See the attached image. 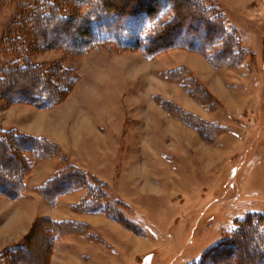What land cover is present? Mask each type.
Returning a JSON list of instances; mask_svg holds the SVG:
<instances>
[{
    "label": "rangeland",
    "instance_id": "rangeland-1",
    "mask_svg": "<svg viewBox=\"0 0 264 264\" xmlns=\"http://www.w3.org/2000/svg\"><path fill=\"white\" fill-rule=\"evenodd\" d=\"M56 1L59 5L55 12L68 14L74 20L54 23L52 17H43L39 24L40 18L36 17L26 19L25 26L31 29L39 24L40 35L46 36L53 44H79L82 41L80 31L84 25L77 23L75 18L81 17L87 10L93 11L92 6L97 7L99 0H89L83 6L74 4L73 0ZM106 1H100L102 6L98 7L102 11L124 15L149 7L161 8L163 0ZM167 1L172 5L171 10L164 9L159 14L169 13L168 16L161 19L158 16L142 30L147 34L156 33L150 45L152 50L166 48L153 57L139 50H121L112 44L94 45L82 57H72L61 49L43 48L41 42H33V34H30L31 39L26 42L27 49L19 54V59L4 46L0 47V70L32 66H44L52 70L42 79L47 87L42 92L46 102L61 100L63 94L59 95L56 89L61 88L59 91H63L68 88L60 83L57 88L51 87L50 77L58 75L54 70L58 72V67L69 70V81L77 78L74 87L57 104L60 106L56 111L42 115L37 127L34 115L46 109L12 103L5 98L15 92H18L17 96L33 97L40 87V78L32 71L11 73L6 80L0 81V92L3 93L0 96L1 129L6 130L8 124H17L31 130L29 125L22 124V117L29 114L31 119L34 117V130L52 123L51 129L57 131L58 120L64 119V128L71 134L78 113L73 100L100 107L112 95L109 113L103 114V119H109L114 126L119 124L127 127V131L133 126H140L141 130H155L166 144L165 147L152 142L149 144L153 156L152 167L157 169L150 170L148 174L142 168L139 169L134 160L131 162L136 167L130 170L134 182L128 185L125 181V187L128 188L124 196H119L115 185H107L109 202L117 200L124 205L118 211L125 226L105 216L119 230H124L126 239H121L117 228L110 229L109 238L114 240L119 237V245L104 242L109 247L101 249L95 243L96 250L89 249V252L82 254L81 260L59 252L54 264H84L81 262L83 260L87 264H191L205 255L215 258L218 264H257L251 255L255 251L251 243L256 239L253 233L248 238L249 242L246 238L235 237L232 248L216 246L228 239L237 224L246 217L253 214L264 216V0ZM107 4L122 9L108 8ZM24 5V0H0V40L9 31L8 28ZM28 7L25 5L27 12ZM211 11L218 13L226 28L234 33L237 41L235 49L227 42L222 51L233 52L232 57L237 61H229L226 53L211 61L207 54L168 48L173 42L191 41L195 49L209 45L211 41L207 35L211 34L206 32L207 22L204 19L210 18V14H213ZM165 18L169 26L164 25ZM162 23L163 27L160 28ZM214 23L211 18L210 24ZM212 25L210 28L213 27L215 32L216 26ZM119 39L123 40V37ZM218 48L217 45L213 51L216 53ZM179 68L182 71L174 79L166 77L168 72ZM59 80L66 81L62 76ZM186 80L187 87L183 83ZM189 88L194 92L193 97L188 93ZM153 95L159 98H155L156 102L152 99ZM170 98L179 101L185 112L206 122L205 140L197 137L194 127L187 126L177 118L176 111L183 110L179 105L174 103L178 109H171L175 112L172 115L175 121L169 119L165 112L171 114L164 108L163 102ZM190 122L193 124L197 121ZM146 138L140 135L136 137L139 146H127V156L139 158L140 147L145 146ZM182 144L192 147L184 150ZM18 148L19 144L13 149L4 148L5 158L0 161V176L4 174L14 180L16 172L21 169L15 154ZM169 149H174V152H170L171 156ZM165 157H168V162L171 157L173 172L166 169ZM127 199L133 200V204L128 203ZM7 208V205H0V210ZM134 228L138 231H133ZM24 229L19 225L15 234L0 237V247L5 248L9 244L17 246L19 242L27 240L28 244L22 250L15 251L18 258L10 262L40 264L41 255L46 250L47 236L33 229L25 233ZM242 230L244 234L250 232L247 225ZM66 244L60 243L62 249L58 247L57 252L65 250ZM132 245L135 248L134 255ZM77 246L80 249L92 247L91 241H78ZM100 250L103 252L99 253Z\"/></svg>",
    "mask_w": 264,
    "mask_h": 264
},
{
    "label": "trees",
    "instance_id": "trees-1",
    "mask_svg": "<svg viewBox=\"0 0 264 264\" xmlns=\"http://www.w3.org/2000/svg\"><path fill=\"white\" fill-rule=\"evenodd\" d=\"M88 1L89 0H73L74 4H78L81 6H83L84 4L86 5ZM100 1L101 0L98 1L97 7L102 6L100 5ZM107 1L109 3V0ZM111 2L113 1L111 0ZM24 3L26 7L29 5L28 12L24 5L23 10L18 12L19 14H17V17L15 18L16 20L13 21L8 28L9 31L6 32L4 37L0 40V47L4 46L7 51H11L12 54L17 55L18 59L19 54L23 53L25 49H27L26 42L31 39V37H29L30 34L34 35H32V40H34L33 42H41L43 48L61 49L67 52V54L72 57H82L89 51L92 46L103 44H112L113 46L121 50H139L149 57H153L166 50V48H157V50H152L150 45L152 43L151 41L156 37V33L153 32L154 34H147L142 30L147 23L154 22V20L157 19L158 16L160 17V19L162 17L164 18L168 16L169 13L159 14L163 13L164 9L171 8L172 5L167 0L162 1L161 8L156 9L155 7H149L144 11L139 10L137 12H130L124 15L117 14L116 12V14H108L109 12L102 11L100 7L97 8L93 5V11L87 10L81 17L75 18V20L78 21L77 23H82L84 25L82 27V30L80 31V37L82 38V41L79 44L69 43L67 45L53 44L48 41L49 39H47L46 36H41L39 33V29L41 28L39 24L43 17H52L54 23H67L74 20L69 18L68 14H58L55 12L56 8L59 5L56 0H54L53 2L50 0H24ZM106 6L108 8L112 6L115 10L122 9L111 4H107ZM53 12L55 14H52ZM207 13L210 12L208 11ZM211 13H213V11H211ZM36 17L40 18L38 27H31V29L27 28L25 26V20L32 18L36 19ZM211 18L213 22H215L213 24L216 26L215 32L213 27H211L212 29L210 28V25H212L210 24ZM166 19L167 18H165V20ZM204 21L207 22L206 32L211 34V36L207 35V37L211 41L209 45L201 47L199 49H195L190 43L191 41L185 43L173 42L168 45V48H180L183 50L185 49L199 55L204 54L205 56L207 54L210 60L215 59V57L221 58L219 56L226 53V58L229 59V61H237L236 58L232 57L233 52L222 51L223 47L225 48L227 46L225 45L227 42H230L232 44V49L234 50L237 42L234 33L230 29L226 28L227 26L222 17L218 13H213L210 14L209 19H204ZM163 23H165V26H169L170 24L168 23V25H166L167 20ZM163 23L161 24L160 28L163 27ZM29 31H31V33H29ZM158 32L159 31L157 30V33ZM120 36L123 37V40L119 39ZM172 45H174V47H172ZM217 45L219 46V48L215 53V50L213 51V49L216 48ZM57 70L58 72L54 70V73L58 75L55 77H50V82L52 83L51 87L57 88L58 83H60V85L64 84V86L68 87L67 90L63 91H59V89L61 88L56 89L59 95L63 94L61 100L53 103H50L49 101L46 102L44 100L45 95L42 92L47 87L44 85L42 79L44 80V76L52 72L51 69L44 66H32L25 68L18 67V69L15 67L13 69L9 68L6 70H0L1 82L2 80H6V77H9L11 73L32 71L38 74L40 78L39 81L41 83L40 87L34 92L33 97L26 95L17 96L18 92H15L6 95L5 99L10 100V102L12 103L29 104L37 109H48L59 104L64 99V97L67 96L72 87H74L75 83L77 82V78L69 81V77L67 76V72H69V70H63L59 67ZM180 71H182L180 70V68L175 71H170L166 74V77L174 79V77L177 76ZM60 76L66 79V81L59 80ZM187 82L188 80L183 82L184 86L186 87ZM188 93L193 97L194 92L191 88L188 89ZM2 94L3 93L0 92V96H2ZM204 94L207 95L206 93ZM204 99L202 101H204ZM163 104H165L164 108L169 111L171 115H175V112L172 111L173 107H175L176 110L178 109L175 104L167 100H164ZM176 116L187 126L194 127L199 136L205 140V133L207 130V128H205V126L207 125L205 121L197 119L194 115L189 114L184 110H177ZM190 120L197 122L191 124ZM18 144L19 148L17 149V151H15V154L17 155L21 163V169L16 172V176L13 177L14 180H12L10 176H4V174L0 176V196L5 197L9 200H16L21 198L25 190V177L30 173L35 164L48 158L59 157L60 168L42 186L36 189V192L41 195L45 203L49 206H54L61 196L76 190H85L83 199L73 207L74 210L91 214L103 213L108 218L125 226V224L121 222L122 219L119 217L118 211V208L124 205L117 200L109 202L106 194L107 184L101 182L97 178L87 174L86 172H83L82 170L71 164L67 157L62 154L59 147L49 140L44 138L29 137L21 134L16 130H3L0 127V161L5 158L4 148L13 149V147H15L16 145L18 146ZM13 181H15V183H13ZM244 225H247L249 227L250 232L247 234H244L242 230ZM30 229H33L35 232L42 231V233L46 234L47 236L45 241L46 250L44 251V254L41 255L40 264H47L52 251L53 241L58 237L68 234H81L86 235L89 239L92 238V236L88 233L89 230L86 225L68 221L53 222L43 218L36 219ZM133 231L137 232L138 229L134 228ZM252 233L255 235L256 239L254 241H251V243L255 247V251L251 255L253 256V260L255 261V263L264 264V216H260L259 214H253L246 217L243 221L237 224L230 237L222 241L216 247L232 248L234 247L233 239L235 237L246 238V240L248 241V238ZM26 244H28L27 240L23 241L17 246L7 248L3 252H1L0 264H12V262L10 261L13 258H18L17 254H15V251L22 250L21 248H23ZM245 258H247V260L250 259V257ZM191 264H218V262L215 258H210V255H205L199 261L193 262Z\"/></svg>",
    "mask_w": 264,
    "mask_h": 264
},
{
    "label": "crops",
    "instance_id": "crops-1",
    "mask_svg": "<svg viewBox=\"0 0 264 264\" xmlns=\"http://www.w3.org/2000/svg\"><path fill=\"white\" fill-rule=\"evenodd\" d=\"M110 96H108L109 99L107 103L100 107H93L91 105H88L90 104L89 102H86L88 104H85L73 100V102H76L74 103V108H76L75 110L78 113L76 117L77 120H75V124H73L74 130L71 134L70 131L68 132L67 129L64 128L66 122H64V119L58 120V123L61 124L58 125L57 123V131L51 129L52 123H49L48 125L43 126L42 128H37L38 130H34L36 129L34 126L35 121H33L34 117L35 119H37V123L35 125L38 127L37 124L39 123V121H41V116L48 115L47 113L49 112H55L56 108L60 105H55L50 109H46L43 113L41 111L40 113L35 114L32 119L29 114H25V116L22 117V120L24 122L22 124L29 125V128L31 130L21 128L17 124H8L5 127L6 130H16L21 134L29 137L44 138L49 140L50 142L59 147L62 154L66 156L69 162L75 167L97 178L98 180L107 185H115L117 191H119V196H124L127 192L126 188H128L125 187V181L128 185L134 182V180L130 177V170L132 167L134 169L136 167L135 163L131 164V162L134 160L133 162H136V164L138 163L139 165L136 166L139 169L142 168V170L147 171L148 174L150 170L153 171L154 169H157L152 167L151 158L153 156L151 154L152 152L150 148L148 147L150 146L149 144L152 142L158 146L162 145L163 147H165L166 144L161 141L160 134L155 130H151L149 128H144L143 130H141L142 127L139 126V128H136L133 126L127 131V127H124L119 124H116L114 126L113 123H110L109 119H103L101 116L103 114L109 113L108 109H110V107H108V105L109 100H111L112 98ZM156 97V95L152 96V99L155 102ZM166 100L173 104L175 103L179 105V107L183 108V110L185 109L179 101H175L171 98ZM165 114L170 117L169 119L175 121L172 115H169L167 112H165ZM176 122L178 121L176 120ZM145 127H147V125ZM194 132L197 137H199V134L195 129ZM138 134L140 136H146L147 138L144 142L145 146H142L143 148L140 147L141 153L140 156L138 155L139 158L137 157V159H135L134 156L133 158L131 155L127 156L128 153H126V148L127 146L129 148H131L132 146H139V143H137V140L135 139L139 136ZM131 140L134 141L133 144L131 143ZM186 147L191 148L192 146H190V144L181 145V148L184 150ZM138 149L139 147L136 150L137 152ZM167 150L168 147L166 151ZM172 151L174 152V149H169V153H172ZM171 153L170 156L172 155ZM165 159H167L166 169L172 170L173 172L171 157L169 162L168 157H165ZM59 168V157H52L38 162L32 168L30 173L25 177V190L21 198L16 200H9L5 197L0 196V205L2 207H5L7 205V207L9 208V211L8 208L7 210H0V237L4 235L15 234L17 226L19 225L22 226V228H25V233H27L30 231L33 222L36 219L41 218L48 219L53 222L68 221L86 225L89 230L88 233L92 236V238L89 239L86 235L81 234H68L65 236L58 237L57 239H55V244L53 245V250L49 257L51 259L49 264H54V259L58 257L57 254L59 252H61L63 255H66L68 253L70 256L79 257L81 260V258H83V253L89 252V249H95V243H97L96 245L98 247L100 246L101 249L109 247L108 245H104V242L108 243L109 245H119V237L118 239L115 237L114 240H111L109 238L110 229L113 230L117 228V230L120 232V236L122 235L121 239L125 240L126 235L124 230H119L120 228L116 224H111L112 222H110V220L102 213H83L73 209V207L79 202H81V200L83 199L85 195V190H76L61 196L54 206H49L45 203L41 195L36 192V189L42 186ZM167 177L168 175H166V179ZM161 191H163V189H161ZM139 193L141 192L139 191ZM127 202L132 203L133 200L127 199ZM78 241H91L92 247L84 246L81 249L77 248L79 247L77 246ZM62 242L67 243L66 246L63 248L65 250H60L57 252L56 249L58 247L62 249V246H59V244ZM21 243L22 242H19V244ZM14 246L16 245L9 244L5 248L7 249ZM5 248L0 247V253L3 252ZM131 249L133 254L135 249L133 245ZM131 249H129V251H131ZM102 252L103 250H100L99 253ZM81 262H85L84 264H87V261L85 260Z\"/></svg>",
    "mask_w": 264,
    "mask_h": 264
},
{
    "label": "bare ground",
    "instance_id": "bare-ground-1",
    "mask_svg": "<svg viewBox=\"0 0 264 264\" xmlns=\"http://www.w3.org/2000/svg\"><path fill=\"white\" fill-rule=\"evenodd\" d=\"M186 10V9H185ZM193 11V10H192ZM209 30V29H208ZM12 230V229H11Z\"/></svg>",
    "mask_w": 264,
    "mask_h": 264
}]
</instances>
